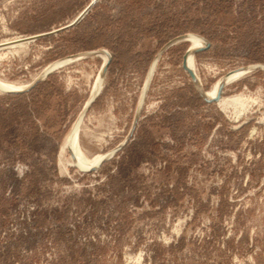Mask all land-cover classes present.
<instances>
[{
    "label": "rangeland",
    "instance_id": "374dc122",
    "mask_svg": "<svg viewBox=\"0 0 264 264\" xmlns=\"http://www.w3.org/2000/svg\"><path fill=\"white\" fill-rule=\"evenodd\" d=\"M91 1L0 0V264H264V0Z\"/></svg>",
    "mask_w": 264,
    "mask_h": 264
},
{
    "label": "bare ground",
    "instance_id": "6f19581e",
    "mask_svg": "<svg viewBox=\"0 0 264 264\" xmlns=\"http://www.w3.org/2000/svg\"><path fill=\"white\" fill-rule=\"evenodd\" d=\"M188 39H191V41L193 42V46L188 50V53L186 54V61H185V65L188 69H190L194 75L196 74L194 69H193V50L195 49H199V48H203L204 46V41L201 40L200 38L198 37H194V36H187ZM186 39V37L184 38V40ZM23 39L19 38V39H16L15 41H12V42H15L14 45L16 44L17 46L18 45H21V43L23 41H21ZM187 40V39H186ZM15 45V46H16ZM101 52V51H100ZM103 52V51H102ZM98 54V53H96ZM101 58H103V64L101 65V68H100V71L98 73V79L97 81H95L91 91H90V99H92L94 96H96L101 87H102V84H103V72H102V67L103 65L105 64V62L108 60V56H106L105 54L103 53H100L99 55ZM60 63H55V64H52V65H49L48 67L45 68L44 70V74L42 75H45L47 72H50L51 70H53L54 68H56V66H58ZM263 67V65H262ZM238 71H243V69H239ZM151 74V70H150V73H149V76ZM231 75V74H230ZM226 76L224 79H220L218 84H217V87L216 89L213 91V90H210L209 92L205 93L199 86V83H198V80L196 78V86L198 88V90L200 92H202L207 98H214L218 92V88H219V85L220 84H223L224 86L226 85L227 83V79L228 77L230 76ZM97 77V76H96ZM196 77V76H195ZM36 78V77H35ZM229 80V79H228ZM230 80H232V78H230ZM216 84V83H215ZM215 86V85H214ZM27 85H23V86H16V85H11V84H4L2 82H0V89L4 90V91H7V92H13V91H18V90H22L24 88H26ZM213 92V93H212ZM81 117H82V114L78 117V120L76 121V123L74 124L71 132L69 133L68 135V139L65 141V144H69L71 149H72V152L70 150V154L72 156V161L74 162L75 165H80V166H85V167H89V166H92L94 163L99 162L101 161V159L103 158H100V157H92L91 159L87 158L79 149V146H78V137L75 135V132H76V127L80 124L81 122ZM98 162V163H99ZM97 163V164H98ZM96 164V165H97ZM79 166V167H80ZM95 166V165H94ZM93 167V166H92ZM84 170V169H83Z\"/></svg>",
    "mask_w": 264,
    "mask_h": 264
},
{
    "label": "water",
    "instance_id": "95a60500",
    "mask_svg": "<svg viewBox=\"0 0 264 264\" xmlns=\"http://www.w3.org/2000/svg\"><path fill=\"white\" fill-rule=\"evenodd\" d=\"M99 0H92L87 6L86 8L72 21L70 22L67 26L59 29V30H55L53 32H58V31H61L63 29H67V28H70L72 26H74L75 24H77L90 10L91 8L98 2ZM51 32V33H53ZM49 34V33H48ZM39 36H42V35H38V36H33V37H29V38H26L24 39L23 41H29L31 39H34V38H37ZM201 38V37H200ZM203 41H204V46L203 48H199L198 50H204V49H207L209 47V43L204 40L203 38H201ZM101 51V52H100ZM103 51V52H102ZM96 53L100 54V53H103L105 54L106 56H108V60L105 62V64L103 65L102 67V72L104 73L109 65V62H110V58H109V55L106 51L104 50H97ZM186 59V55L183 59V64H182V67L183 69L188 73V75L190 76V78L193 80V82H196V77L194 75V73L188 69L185 65V60ZM264 69V65L262 67ZM34 85V82H32L30 85H28L26 88L22 89V90H18V91H13V92H10V93H21V92H24L25 90H28L30 89L32 86ZM224 88V85L223 84H220L219 85V88H218V92L216 94V96L214 98H207L202 92H200L199 90V95L200 97L202 98V100L206 103H217L218 100L220 99V96H221V93H222V90ZM94 99H92L87 106H89L91 104V102L93 101ZM94 167H89L88 169L91 170L93 169Z\"/></svg>",
    "mask_w": 264,
    "mask_h": 264
},
{
    "label": "trees",
    "instance_id": "16d2710c",
    "mask_svg": "<svg viewBox=\"0 0 264 264\" xmlns=\"http://www.w3.org/2000/svg\"><path fill=\"white\" fill-rule=\"evenodd\" d=\"M97 6V5H96Z\"/></svg>",
    "mask_w": 264,
    "mask_h": 264
}]
</instances>
